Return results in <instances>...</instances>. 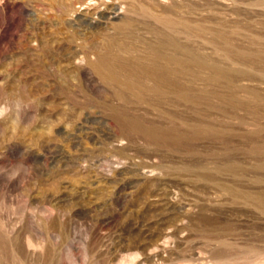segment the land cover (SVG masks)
Segmentation results:
<instances>
[{
    "label": "rangeland",
    "instance_id": "374dc122",
    "mask_svg": "<svg viewBox=\"0 0 264 264\" xmlns=\"http://www.w3.org/2000/svg\"><path fill=\"white\" fill-rule=\"evenodd\" d=\"M184 1L210 32L177 41L237 77L195 67L139 98L71 56L163 37L80 27L95 11L65 16L68 0H0V264H264V0Z\"/></svg>",
    "mask_w": 264,
    "mask_h": 264
},
{
    "label": "bare ground",
    "instance_id": "6f19581e",
    "mask_svg": "<svg viewBox=\"0 0 264 264\" xmlns=\"http://www.w3.org/2000/svg\"><path fill=\"white\" fill-rule=\"evenodd\" d=\"M110 1L111 4L107 3V0H68L62 6V14L74 16L77 15V5L86 6V8L95 11L93 15L95 17H76L75 20L80 27L87 25L88 28L93 24L105 25L111 22L114 24L113 30L116 36L125 35L134 38L137 36L136 33L147 31L163 38L157 44L147 45L146 51L142 55V51L136 44H123L115 36H110L106 40L103 50L98 51L95 46H92L75 51L71 56L74 64L89 65L105 82L120 86L139 98L160 97L174 89L185 88L187 86L185 79L190 77V72L195 67L206 69L217 80L236 79L237 76L232 75L234 70L231 68L214 63L209 64L193 56L186 47L177 41L175 37L177 34L194 31L207 32L206 26L193 25L194 21L189 15L192 11L190 5L193 4L186 3L184 0H169L170 3L167 6H161L159 0H133V2L129 0L131 2L125 3L127 6H122L123 11L118 12L117 4H122L124 0ZM102 6L105 7L104 11H99ZM155 9H160L158 11L161 13L158 14ZM121 13H129V15L124 17L121 16ZM118 20H122V22L116 23ZM77 22L75 23L77 24ZM34 42L37 43V51L41 52L39 60L45 64L44 60L49 58L52 47L48 43H44L38 33L34 35ZM37 51L34 52L37 53ZM91 55L94 57L91 58ZM238 59L251 62L249 57L242 55H238ZM119 94L123 96L124 92L121 91ZM123 123L131 130L141 131L152 139L158 138L159 134L155 129L143 127L138 120L124 119ZM256 202L264 210V198H256Z\"/></svg>",
    "mask_w": 264,
    "mask_h": 264
}]
</instances>
